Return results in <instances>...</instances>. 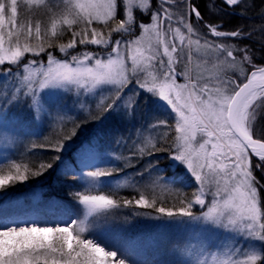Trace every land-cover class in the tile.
<instances>
[{
  "label": "snow or ice",
  "instance_id": "snow-or-ice-1",
  "mask_svg": "<svg viewBox=\"0 0 264 264\" xmlns=\"http://www.w3.org/2000/svg\"><path fill=\"white\" fill-rule=\"evenodd\" d=\"M35 2L38 6L48 7L44 0ZM124 4L127 19L123 18V8L119 12L121 18L117 19V0H63L59 15L50 16V28L45 25L42 30L40 23H19L18 0H0V70L11 71L7 66H15L19 77L9 103L17 98L31 97L32 105H35L39 91L49 86L71 85L77 91L85 92L102 89L100 102L96 105L99 112L89 113L98 120L114 108L125 96V89L135 82L140 89L166 101L175 113L174 129L167 119L149 125L148 128L164 127L167 131L158 143L151 144L148 154L167 152L170 158L183 163L195 178L197 190L191 197L185 196L179 201V215L193 217L191 210L199 205L207 209L201 213L205 220L243 230L248 236L264 240V209L261 207L264 185L258 187L253 175L254 169L264 171V131L257 135L250 123L255 108L264 105V66L254 62L252 49L229 42L244 44V31L220 30L223 25L205 20L200 8L191 0H164V3L124 0ZM223 4L225 8L238 7L241 0H223ZM183 5L188 6V12L180 11L179 18L175 19L177 26L173 27L174 14L169 9L176 7L179 11ZM133 8L147 13L145 23L134 21ZM186 15L195 17L205 30L195 40L192 38L196 35L193 24ZM94 22L102 23L107 31L93 27ZM65 32L71 33L68 43L59 46L65 59H57L49 53L46 65L35 59L24 64L21 58L25 54L38 56L46 51L44 41L49 35L59 37ZM136 32H140L139 38L125 39ZM33 33L34 38L41 41L35 46L28 42ZM113 33H119V38L113 37ZM21 36L25 38L23 45ZM78 45H96L100 51H81ZM47 47L51 48L53 44L48 41ZM193 47L199 54L197 67L203 69L195 77L188 67L193 61ZM73 52L77 54L73 55ZM21 64H24L22 72L19 71ZM37 64V67H30ZM178 65H184V70L179 73L184 77L183 84L177 83ZM234 75L236 79L232 78ZM123 103L131 115L136 99L129 98ZM39 115L37 111V118ZM173 131L174 135L169 136L168 133ZM75 135L73 132L63 137L53 148L54 153H59L65 141ZM124 139L122 136L117 138V144ZM140 152L143 155L144 149ZM86 155L91 157L92 154ZM253 157L257 159L253 161ZM58 159L59 155H54L48 162L40 163L39 170L32 175L42 176ZM13 167L14 172L10 170L9 174L0 175V189L28 179L18 165ZM114 171L108 167L96 168L86 175L94 183L99 178L112 176ZM138 175L142 177L144 171ZM149 177L152 183L173 187L163 182L160 175ZM76 195L89 215L133 204L137 208L155 209L156 213L168 218L176 215L170 208L158 206L156 199L150 202L144 194L135 200L124 199L122 203L112 199L111 193ZM209 196L210 200L207 199ZM85 231L82 221H73L66 226L0 230V264H125L124 259L117 258L115 251H106L84 238ZM226 255L231 257L234 253ZM247 257L245 260L218 261L217 264H256L258 259H264L256 254Z\"/></svg>",
  "mask_w": 264,
  "mask_h": 264
},
{
  "label": "rangeland",
  "instance_id": "rangeland-1",
  "mask_svg": "<svg viewBox=\"0 0 264 264\" xmlns=\"http://www.w3.org/2000/svg\"><path fill=\"white\" fill-rule=\"evenodd\" d=\"M244 2L246 1L241 0V4ZM18 3L20 5L18 10L19 23H40L42 30L45 25L50 28V16L53 14L59 15L63 8V0H44V4L48 6L47 8L38 6L35 0L32 3H29L28 0H18ZM117 4V19L121 18L119 15L121 8L124 9L123 18L127 19L124 0H120L119 3L117 0ZM57 5H59V8H57ZM169 11L174 14L175 20L179 18L180 11L187 14L188 6L183 5L179 11L176 7H171ZM138 12L141 14H138L139 17L136 18ZM146 14L143 9L133 8V18L137 24L146 22L143 17L140 18L141 15L145 16ZM186 19L190 20L187 15ZM189 22L192 23L191 20ZM96 25L99 26L98 30L107 31L102 23L94 22L93 27H96ZM175 26L177 25L173 23V27ZM57 31H60L59 25ZM182 31L186 30L182 29ZM193 31L196 35L192 38L195 40L205 30L193 24ZM119 36V33H113V37L119 38ZM139 37L140 32H136L132 36L125 37V39H137ZM144 38L145 40L148 39L147 34ZM70 39V32H66V36L57 39L49 35L44 41L45 52L40 53L38 56L34 53H27L21 59L24 64L35 59L38 63H44L45 65L49 53L57 59H65L64 53L59 51V46L68 43ZM48 41L53 44V47H47ZM24 42L25 38L21 36V45ZM28 42L33 46L41 43L40 40L34 38V33L33 38ZM78 47L81 51H100V48L96 45L86 47L78 45ZM76 54L73 52V55ZM67 59L70 60L71 58L67 57ZM199 63V54L195 52V47H193V61L188 66L193 77L197 72L203 70L197 67ZM24 64L20 65V72L23 71ZM37 66L38 64L30 65L32 68ZM7 67L11 68V71L0 70V164L9 161L10 152H12L11 150L16 143L14 134L18 132L16 129H20V121L30 119L28 120L30 126L40 131L41 125L49 123L48 120L50 119V129H54L60 128L64 120L76 113L75 119L78 122L77 126L80 133L75 139L65 141L63 149L66 151L75 144L82 147L80 153L77 154L78 173L82 172L79 176L85 188L83 192L79 193L80 196L102 194V190H98V185L101 179L104 180V177L93 183L91 178L86 175L89 170L96 167H113L116 164H121V162L130 165L135 161L137 152L143 148L145 150L146 147H151V144H155L154 139L157 138L158 141L164 135V127L148 128L154 121L167 119L169 122L171 120V123L175 126V113L172 112L167 102L157 95L146 92V89H140L135 82L125 89V96L117 101L114 108L98 120L89 113L99 112L96 105L100 102L101 97L99 95L102 89L85 92L82 90L77 91L71 85L49 86L39 91L35 105H32L31 97H24L22 100L17 98L9 103L11 93L18 86L19 77L17 76L18 69L15 66ZM183 70L184 65L177 66V74ZM153 74L156 75V73ZM232 78L236 79V76L234 75ZM184 82V77L179 75L177 83L183 84ZM104 95L107 96L108 93H104ZM129 98L136 99L131 115L128 114V108L123 103V100L126 103ZM37 111L40 113L39 118H37ZM145 114L148 117H145ZM117 118V125L121 128L125 138L121 148L123 151L126 150L124 153L133 151L134 154L128 152L124 159L120 158L123 153L120 156L117 147L112 145V143L116 144L119 137L107 135V133L101 131V122L109 125L106 122L107 120L112 122ZM53 119H56L57 122H52ZM137 129H140V131L138 132ZM65 136L67 135L61 136V138ZM106 136H109V142H106ZM128 137L131 139H127ZM97 139H100L101 142L97 143ZM98 148L105 151H98ZM89 152L92 154L91 157L86 155ZM129 157L130 159H128ZM137 159L138 157H136ZM170 160L171 170H181L191 178H180L171 181L163 175L159 163L156 164L157 166H153L155 170L152 167L150 169L146 164L145 167L141 168L144 171L142 177L137 173H122L115 177H109L104 191L108 190L121 194L125 192L123 190H126L131 196L135 197L137 194L150 193L159 197L168 196L171 199L181 194L192 195L198 187L195 178L183 163L172 158ZM149 175H160L163 182L177 188L152 183V178ZM76 194L73 195V199L66 201L42 198L35 190L7 195L0 194V230L10 227L66 226L72 224L73 221L78 223L82 221L86 227V231L83 233L84 238L94 241L106 251H115L117 258L124 259L125 264H202L205 260L207 264H217L218 261L229 259L245 260L249 254L264 257V240L248 236L243 230L225 227L222 224L205 220L201 213L207 209L199 205L192 208L193 217L179 215V202L176 203L177 211L174 212L176 215L172 218L150 212L147 208H137L135 205L109 209V212L106 213L89 215L85 207L79 202V196ZM207 199L210 200L211 197L209 196ZM261 207L264 209L262 201ZM134 208L135 211H133ZM137 212L141 214L137 215ZM161 216L162 218H157ZM228 252L234 253V255L231 257L226 255ZM256 264H264V259H258Z\"/></svg>",
  "mask_w": 264,
  "mask_h": 264
},
{
  "label": "trees",
  "instance_id": "trees-1",
  "mask_svg": "<svg viewBox=\"0 0 264 264\" xmlns=\"http://www.w3.org/2000/svg\"><path fill=\"white\" fill-rule=\"evenodd\" d=\"M244 1L246 2L240 4V6L238 7L229 6L227 8L224 7L223 0H191V3L197 5L200 8L202 16H204L205 20H211L212 23L223 25L220 30L231 31L242 29L245 33V36L243 38L245 43L239 44V41L229 42L237 43L241 47L246 46L252 49V51L255 53L254 62L258 63L259 66H264V63H260L261 61H264V31H262V29H264V0ZM119 2L120 0H118V3ZM157 2L159 3L160 1L157 0ZM137 17L139 16L136 15V18ZM142 17L144 18V21L147 20V14L145 16L141 15L140 18ZM212 17H215V19L213 20ZM190 20L193 24H196L203 29L202 25L195 20V17H191ZM96 27L98 28L99 26L96 25ZM249 33L251 35H248ZM64 36H66V32L61 34L59 37L54 38L57 39ZM65 39L61 40L63 41ZM146 116L147 115L145 114V117ZM75 117L76 113L74 114V116L62 122L61 126L63 127L60 126V128L54 129H50L51 120L49 119V123L41 125L40 131L30 126V123L28 121L30 119L20 121L22 127L20 126V129H16L18 131L14 134L16 143L11 150L12 152H10L9 161L0 164V175L9 174L10 170L14 172L15 169L13 166L18 165L20 167L21 173L28 175V179L23 181H15L6 185L5 188L0 189V194L7 195L23 192L26 190H35L42 198L48 200L56 199L66 201L69 199H73L74 194L84 191V184L79 176L82 172L78 173L79 168L77 167V154L80 153L82 147H80L79 144H75L66 151L64 149H62L59 153H54L53 151V148L57 145V143L62 140L61 136H68L73 132H76V135L71 138L75 139L78 136V133H80L79 127L77 126L78 122L76 121ZM117 120L118 118L116 120H113L112 122L110 120H107L106 122L109 125L101 122V131H104L105 133H107V135L124 137L121 132V128L117 125ZM52 122L56 123L57 120L53 119ZM171 122L172 121L170 120L169 124L174 129V126ZM250 123L257 135L264 131V105L255 108ZM165 131H167V129H165ZM168 134L169 136H173L174 131L169 132ZM106 137V142H109V136ZM162 137L158 141L155 137V144L158 143L162 139ZM97 140V143L101 142L100 139ZM122 142L123 140L119 144H117L116 142V144L112 143V145L117 147L116 149L120 153V156L123 153L120 158L124 159V157L128 155L129 151H127V153H124L126 150H122ZM149 148H145L143 155H141L140 151L137 152L138 154H136L135 156V161L130 165H125L121 162V164H116L113 167H98H108L115 170L112 176L104 177V180L101 179V181L103 180L102 182L99 181L98 190H102L101 193L104 195H109L111 193V198L116 200L117 203H122L124 199H138L140 196L139 194H137L136 197L131 196L126 190H123L125 192L121 194H117L108 190L105 192V184L108 181L109 177H115L122 173L138 174L143 170L141 168L145 167L146 164L148 165L150 163L153 166H157V163L154 162L159 163L161 169L163 170V175L167 177L168 180L174 181L175 179L179 180L180 178H191V176L187 175L186 172H182L181 170L179 171L178 169L171 170V160L167 152H157L154 155L150 156L148 154ZM97 150L105 151L101 148H98ZM106 152H108V150ZM129 153H132V155H134L133 151H130ZM54 155H59L60 159L56 160L47 172H45L42 176L32 175V173L39 170L40 163L48 162L53 158ZM136 157H138L137 160ZM255 159L257 158L253 157V161H255ZM153 166L152 168L154 169ZM253 173L256 177L258 187L264 185V171H261L260 169H254ZM105 178H107V180H105ZM261 192V201L264 208V188H261ZM144 195L145 198L150 202L151 200L156 199L158 201V206L170 208L173 212L177 211L176 203H178L185 196L191 197L190 194V196L187 194H181L173 199L169 198L168 196L159 197L158 195H153L150 193H144ZM147 210L156 213L155 209L147 208Z\"/></svg>",
  "mask_w": 264,
  "mask_h": 264
},
{
  "label": "flooded vegetation",
  "instance_id": "flooded-vegetation-1",
  "mask_svg": "<svg viewBox=\"0 0 264 264\" xmlns=\"http://www.w3.org/2000/svg\"><path fill=\"white\" fill-rule=\"evenodd\" d=\"M177 9V8H176ZM191 19V18H190ZM190 21V20H189ZM173 23H175V20H174V22Z\"/></svg>",
  "mask_w": 264,
  "mask_h": 264
}]
</instances>
